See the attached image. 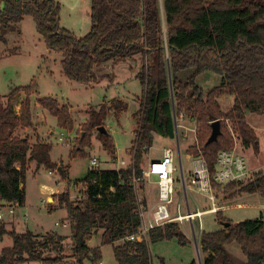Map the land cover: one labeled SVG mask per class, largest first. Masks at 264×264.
<instances>
[{"label": "trees", "instance_id": "16d2710c", "mask_svg": "<svg viewBox=\"0 0 264 264\" xmlns=\"http://www.w3.org/2000/svg\"><path fill=\"white\" fill-rule=\"evenodd\" d=\"M89 15L91 29L79 38L61 27L57 0H0V42L7 45L12 32L20 36L19 24L32 17L47 48L61 54L63 74L81 85H94L106 78L107 73L102 72L109 63L138 61L136 77L142 96L131 162L119 169H89L82 179L86 198L77 203L68 191L58 195L60 207L72 222L70 245L68 237L56 231L17 232L0 224V238L9 234L13 239V245L1 251L0 264H63L71 259L73 264H99L101 247L91 248L89 241L101 230V245L113 246L118 264H152V243L176 239L180 245H187V235L177 222L150 230L147 238L128 240L137 234L141 223L133 177L144 178L143 158L155 135L176 138L175 116L183 115L196 123V141L189 154L206 160L212 179L219 152L234 149L235 135L245 149L258 151V136L246 119L249 112L264 114V0H91ZM19 47L7 52L16 54ZM205 72L222 77L221 84L208 92L197 82ZM34 91V85H29L0 97V206L5 202L24 206L23 183L33 162L50 171L61 168L51 159V144L40 139L32 143L22 134L34 126ZM21 92L25 98L17 112L14 103ZM226 95L234 96L228 111L220 102ZM39 104L57 119L60 128L74 130L68 105L54 98L40 99ZM107 110L106 103L89 109L78 144L71 149L72 159L88 157L86 149L91 148L95 132L103 148L116 159L109 131H100L105 127ZM215 121L221 122L222 133L217 141L207 144ZM62 171L66 178L67 167ZM213 187L222 189L214 181ZM231 189L264 197V174L231 183L223 190ZM144 203L148 204L145 199ZM217 220L221 229L200 235V250L207 254L202 264H264L262 215L233 222L218 211ZM233 244L240 247L245 260L230 252Z\"/></svg>", "mask_w": 264, "mask_h": 264}, {"label": "rangeland", "instance_id": "374dc122", "mask_svg": "<svg viewBox=\"0 0 264 264\" xmlns=\"http://www.w3.org/2000/svg\"><path fill=\"white\" fill-rule=\"evenodd\" d=\"M57 1L60 3L61 27L74 32L79 38L85 36L92 26L89 15L91 0ZM20 25V29L22 28L21 35L12 32L9 36L12 42L10 47L15 48L20 45V52L7 58H0V97L5 98L17 88L34 85L35 91L31 96V110L35 127L33 126V129L27 130L29 131L27 136L32 142L40 139L51 144V159L61 165V169L67 167L68 172L67 177L63 178L59 169L50 174L47 167L41 166L38 168L36 163L33 162L23 183L26 197L25 208L15 207L14 214L9 213L8 210H3V219L0 220V224L5 223L7 229H16L17 232H25L28 228L34 230V234H44L46 230L55 229L68 237L67 243L70 245L72 243L70 238L72 222H70L66 210L60 207L58 195L68 191L71 200L75 203L80 201L86 187L82 179L86 177L93 157L100 160L101 169L122 168V160L125 161V165L130 164V150L132 142L136 139L139 126L138 113L142 87L140 80L136 77V72L140 65L136 60L122 61L116 64L109 63L104 66L102 72L107 73L106 78L99 79L94 85L77 84L71 82L63 74L60 62L61 54L47 48L42 36L37 31L33 18L27 17ZM5 49L6 46L0 43V55ZM197 82L205 92H208L221 84L222 77L212 72H205L198 77ZM24 98L25 94L21 92L18 100L14 103L17 112H19L20 102ZM43 98H54L60 104L69 106L74 122L73 131L70 132L60 128L57 119L47 111H43L39 104V100ZM220 102L222 109L228 111L234 104V96L226 95L221 98ZM103 103H106L108 107L104 124L114 141L116 159H112L103 148L102 141L97 138V132L91 138V148L86 149L88 157L72 159L71 149L78 144L83 123L89 118V109H98ZM246 120L256 131L259 148L257 152L253 148L245 149L240 138L235 135L234 148L244 156L249 168L258 169V172L250 173V178L244 182L255 178L257 173L264 174V114L249 112ZM178 124V135L175 139L164 138L159 135L154 136L152 146L144 155L142 167L146 169L150 159L160 160L165 148L170 147L173 149L174 166L176 167V202L182 203L184 212L187 203L181 181V161L186 182H188L194 165L193 162L188 160L187 155L191 152H189L190 146L194 145L196 141V123L190 122L184 117H179ZM229 125L231 128L230 122ZM62 134L67 138L66 142L59 140ZM68 182H75L76 184L74 183V186H72L70 183L68 186ZM236 191L238 190L231 189L229 192H225L221 189L218 191V202L222 201L227 204L222 212L225 217H230L238 222L245 219H256L262 213L264 214V197L261 194H247ZM233 192L235 194L231 196ZM56 193L57 195H54ZM49 194L54 195V199L51 198L50 203L46 201ZM138 195L145 199L148 205L156 204L158 201L156 177L145 178L138 187ZM192 197H196L198 200V207ZM188 201L192 211H196L197 208L203 210L211 206V201L208 198L191 190H188ZM239 203L244 206H238ZM52 206L55 207L51 209ZM11 218H16L14 220L16 222L18 220L19 223L15 225V221L12 220L14 222L13 226L12 222H8ZM56 222H60V225H56ZM65 222H68V227L63 226ZM201 222L202 229L200 228L199 219L194 220V230L188 221L179 224L189 240L187 245H180L176 239L152 243L150 245L152 264H162V259L165 264H188L192 260H197L199 264H202L207 254L202 253L200 250V235L203 231L221 229V224L217 220V213H204ZM102 232V230L99 231L89 241L90 246L102 244ZM12 245V237L9 234L3 235L0 238V253L4 248ZM229 250L236 258L245 260V256L237 244L229 246ZM101 251V261L104 264H118L114 257L112 245L101 246ZM67 253L71 255L70 251H67ZM63 264H73L72 259Z\"/></svg>", "mask_w": 264, "mask_h": 264}, {"label": "built area", "instance_id": "2783aa9c", "mask_svg": "<svg viewBox=\"0 0 264 264\" xmlns=\"http://www.w3.org/2000/svg\"><path fill=\"white\" fill-rule=\"evenodd\" d=\"M181 117H183V115H181ZM178 120L179 118L175 116L176 136L178 135ZM60 140L63 141L64 139L61 137ZM190 156L194 167L190 172V179L188 178V182H186V176L184 174L181 161V181L187 203V207L184 212L182 210V203L176 202V167L174 166V151L172 148H165L163 156L160 160H149L147 168L143 170L144 178L136 176L133 177V185L137 190L140 183L145 178L149 179L151 177H156V185L158 186V201L156 204L148 205L144 203V199L138 196L137 212L141 223L137 234L129 236L128 240L134 241L137 236H144L147 238L150 230L173 222L182 223L184 221H188L194 230L193 222L196 218L199 219L200 228L202 229V215L204 213L217 212V207L215 205L216 190L213 187V181L224 189L231 183L244 182L250 178L251 172L248 168L246 159L240 152L237 151L236 148L232 150H221L219 152L214 179H212L207 162L202 156ZM121 164L123 167L128 166L125 165L126 163L124 160L121 161ZM98 168H100V160L93 157L91 159L89 169ZM52 173L53 171H50V174ZM74 183L71 182V185L74 186ZM188 190L195 191L208 197L212 206L205 211H192L188 201ZM85 198L86 196L84 193L81 199ZM17 206V203H3L0 206V220L3 219V210H8L9 213L13 214L14 208ZM56 225H60V222H56ZM63 226L68 227V222H65ZM99 264H101V262H99Z\"/></svg>", "mask_w": 264, "mask_h": 264}, {"label": "crops", "instance_id": "0c3cea01", "mask_svg": "<svg viewBox=\"0 0 264 264\" xmlns=\"http://www.w3.org/2000/svg\"><path fill=\"white\" fill-rule=\"evenodd\" d=\"M27 18V17H26ZM26 18L23 20V21H25L26 20ZM35 22V21H34ZM20 24H22V22L20 23ZM19 24V28H20V25ZM22 29V28H21ZM20 29V31H21V33H22V30ZM11 34H9L8 36H7V39H8V43H7V45L6 44H4V43H2V42H0V43H2V44H4L5 46H6V49H5V51L4 52H2L1 53V55H0V58H7V57H9L10 55H12V54H9L8 52H7V49H12L11 47H10V45L12 44V42H11V40H10V36ZM18 36V35H17ZM14 41V40H13ZM20 52V47H19V50H18V52L17 53H19ZM16 53V54H17ZM61 60V59H60ZM21 103V102H20ZM61 105H64V104H61ZM66 105V104H65ZM43 111H45L44 109H43ZM88 118V117H87ZM86 118V119H87ZM86 121V120H85ZM34 127H35V125H34ZM29 129H33V128H28V129H25V130H23L22 131V133L23 134H25V135H27L28 133H29V131H27V130H29ZM40 136V135H39ZM63 138L64 140L62 141V142H66L67 141V138L66 137H64L63 136V134L59 137V140H60V138ZM38 138V137H37ZM41 138V137H40ZM42 139V138H41ZM38 139H36L34 142H32V143H35L36 141H37ZM61 141V140H60ZM187 157H188V160L190 161V159H191V156H190V154L188 153V155H187ZM191 162V161H190ZM31 167V166H30ZM248 168H249V166H248ZM249 170H250V172L252 173V172H258V169L256 168H249ZM195 192V191H194ZM54 195H57V193L56 194H54ZM54 195H52V194H49L48 196H47V198H46V201L48 202V203H50L49 201H50V199L52 198V199H54ZM215 195H216V199H215V205H216V207H217V212L218 211H221V212H223V209H224V207L225 206H227V204H225V202H218L219 200H217L218 199V197H219V192L218 191H216L215 192ZM206 197V196H205ZM193 199H194V202H195V205L198 207V200L196 199V197H192ZM206 198H208V197H206ZM209 199V198H208ZM54 203V202H53ZM25 205H26V199H25V204H24V206H18L19 208H25ZM229 205V204H228ZM211 206H212V203H211ZM210 206V207H211ZM238 206H241V207H243L244 205L243 204H241V203H239L238 204ZM55 206H52L51 207V209H53ZM209 208V207H208ZM208 208H206V209H208ZM206 209H200V208H197V210H202V211H205ZM15 211V210H14ZM216 212V213H217ZM15 213V212H14ZM13 213V214H14ZM262 216L264 217V214L262 213ZM227 218H229V219H231L230 217H227ZM14 219H16V218H14ZM14 219H10L8 222H12V225L14 226V222L13 221H15ZM241 219H243V218H241ZM13 220V221H12ZM233 222H235V220H233V219H231ZM19 223V221L17 220V222L15 221V225L16 224H18ZM15 228H16V226H15ZM16 230V229H15ZM27 230H29V231H34V230H31V229H28L27 228ZM26 230V231H27ZM47 231H56V232H58L57 230H46V232ZM35 232V231H34ZM59 233V232H58ZM35 234H39V233H35ZM41 234V233H40ZM43 234V233H42ZM99 243V242H98ZM90 246V245H89ZM98 247L100 246H103V245H101L100 243H99V245H97ZM97 246H90L91 248H94V247H97ZM101 264H104V262L103 261H101Z\"/></svg>", "mask_w": 264, "mask_h": 264}, {"label": "water", "instance_id": "95a60500", "mask_svg": "<svg viewBox=\"0 0 264 264\" xmlns=\"http://www.w3.org/2000/svg\"><path fill=\"white\" fill-rule=\"evenodd\" d=\"M100 131L105 133L107 132V129L105 127H100ZM222 131H221V122L220 121H215L212 123V132L211 135L207 141V144H210L212 142H215L218 140L219 135H221ZM190 161H192V158L190 159ZM59 171L61 174H63V171L61 168H59Z\"/></svg>", "mask_w": 264, "mask_h": 264}, {"label": "clouds", "instance_id": "9594fccd", "mask_svg": "<svg viewBox=\"0 0 264 264\" xmlns=\"http://www.w3.org/2000/svg\"><path fill=\"white\" fill-rule=\"evenodd\" d=\"M89 170V169H88Z\"/></svg>", "mask_w": 264, "mask_h": 264}]
</instances>
